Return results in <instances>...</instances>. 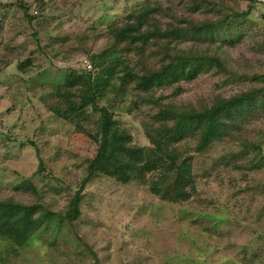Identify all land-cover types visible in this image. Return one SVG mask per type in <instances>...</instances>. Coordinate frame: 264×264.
Instances as JSON below:
<instances>
[{
	"label": "rangeland",
	"instance_id": "rangeland-1",
	"mask_svg": "<svg viewBox=\"0 0 264 264\" xmlns=\"http://www.w3.org/2000/svg\"><path fill=\"white\" fill-rule=\"evenodd\" d=\"M144 8V29L160 34L117 41V28ZM188 22L209 31L168 34ZM180 61L177 80L148 91L138 79L121 85L126 69L153 74ZM110 64L95 104L71 118L57 113ZM251 90L257 100L227 119L222 140L196 151L199 132L190 130L175 145L192 157L190 198L155 194L159 171L126 183L99 174L82 215L67 220L100 145L101 107L132 144L151 147L147 130L174 123L161 110H200ZM9 199L52 215L22 246L0 236V264H264V0H0V200Z\"/></svg>",
	"mask_w": 264,
	"mask_h": 264
},
{
	"label": "trees",
	"instance_id": "trees-1",
	"mask_svg": "<svg viewBox=\"0 0 264 264\" xmlns=\"http://www.w3.org/2000/svg\"><path fill=\"white\" fill-rule=\"evenodd\" d=\"M147 11L148 8H144L129 15L128 22L117 28L116 40L129 38L130 42H134L136 39L144 38V42H147L152 35L160 34L157 28L154 30L144 29L147 22L144 15ZM247 13L245 11L243 14ZM198 25L200 24L189 26L188 22V28H177L168 34L179 38L187 31L200 33L209 31L208 25ZM206 28L207 31H205ZM100 57L98 56L99 59ZM98 64L102 65V62H98ZM184 64L183 61H180L179 65L174 68L172 62L165 66L161 72L143 75L126 69L124 76L121 77V85L125 86L130 80L138 79V88L148 91L156 83L171 79L177 80L185 75L184 69L180 67ZM115 66L116 64L108 65L106 75H98L94 79L90 75L92 90L89 94H80L78 100H67L68 109L63 111L58 108L57 113L67 118H71L73 115H83V111L89 105L96 103L98 95H103L99 80L108 82L114 75ZM192 74L194 73L191 71L190 75ZM58 93L60 96L68 98L74 95L69 91L64 93V96L60 92ZM257 93L256 90H251L231 97H218L211 106L200 110L192 108L179 111L173 106L161 110L165 116L175 115L173 116L174 123L171 126L164 123L158 128L147 130L152 143L151 147H139L132 144V135L121 127L109 109L101 107L100 145L96 155L89 160L85 180L68 204L65 212L67 220L74 223L82 215L81 202L88 180L99 174L112 176L118 181L126 183L132 179L144 180L147 173L159 171L161 175L151 186V190L155 194L174 202L190 198V188L193 186L192 157L183 156L176 150L175 145L183 140L190 130L199 132L196 151H204L214 141L222 140L228 125L227 119L230 116L245 114L257 100ZM68 111L72 114H68ZM254 146L259 147V145ZM33 209L31 206H25L12 199L0 200V236L17 246L25 244L30 235L42 223L48 221L52 215V212H44L40 217H35ZM96 264L99 262L96 261Z\"/></svg>",
	"mask_w": 264,
	"mask_h": 264
},
{
	"label": "built area",
	"instance_id": "built-area-1",
	"mask_svg": "<svg viewBox=\"0 0 264 264\" xmlns=\"http://www.w3.org/2000/svg\"><path fill=\"white\" fill-rule=\"evenodd\" d=\"M83 66L89 71L93 68L92 63L88 60H85V62L83 63Z\"/></svg>",
	"mask_w": 264,
	"mask_h": 264
}]
</instances>
